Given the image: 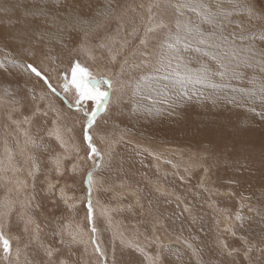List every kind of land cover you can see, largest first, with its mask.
I'll return each instance as SVG.
<instances>
[{
    "label": "rangeland",
    "instance_id": "rangeland-1",
    "mask_svg": "<svg viewBox=\"0 0 264 264\" xmlns=\"http://www.w3.org/2000/svg\"><path fill=\"white\" fill-rule=\"evenodd\" d=\"M252 3L260 10L253 9L256 16L264 17V0ZM120 6L116 3V10ZM152 11L157 20L168 23L165 9ZM148 15L143 10L133 20L117 24L113 19L106 27L98 25L87 36L75 37L71 51L60 59L44 56L38 63L55 92L26 68L32 64L39 69L37 65L0 48V82L5 86L0 91V160L6 169L0 171V230L11 243L9 255L0 250V264H178L173 246L163 237L169 235L162 221L165 213L153 209L149 201L157 197L175 202L181 194L193 208H184L189 226L185 230L190 239L192 232L200 248L198 260L183 249L188 264H264V226L259 225L264 222V119L256 114L261 111L258 100L253 105L256 112L249 111L243 100V92L252 87L251 70L238 80L212 77L225 87L189 85L183 97L161 79L156 87L168 93L172 106L157 104L159 111L150 112L149 102L141 101L144 108H138L139 97L133 91L140 76L150 70L141 60L148 51L155 52L166 31L158 30L147 47L139 48ZM234 19L252 24L255 20L244 15ZM257 22L264 25V19ZM127 60L134 62L116 82ZM75 63L113 81L109 105L90 130L103 156L100 167L93 169L91 223L83 177L92 161L76 156L77 146L79 156L85 155L84 114L75 110L74 91L66 93L62 87ZM205 63L215 68L213 61ZM41 89L50 94L48 98ZM232 99L236 103L229 102ZM89 105L81 107L88 110ZM57 130L65 147L56 138ZM28 138L34 145L25 143ZM133 144L145 145L152 153ZM5 146L13 153L15 171L7 169ZM237 215L243 219L237 220ZM248 228L253 230L251 237ZM246 244L260 246L249 254ZM97 246L102 254L95 251Z\"/></svg>",
    "mask_w": 264,
    "mask_h": 264
},
{
    "label": "snow or ice",
    "instance_id": "snow-or-ice-1",
    "mask_svg": "<svg viewBox=\"0 0 264 264\" xmlns=\"http://www.w3.org/2000/svg\"><path fill=\"white\" fill-rule=\"evenodd\" d=\"M38 2L42 5L45 3L54 4L57 7H39L31 13L39 21L31 32V36L34 37L32 42L35 44H40L52 35L50 29H55L56 34L63 36L65 33L79 31H84L86 34L88 30L96 26L88 22L80 11H77L75 5L78 0H71V2L64 0L63 4H61V0H38ZM225 5L229 7H225ZM65 7H67V11L61 16L60 10ZM154 7L165 10L174 9L175 19L170 23H166L163 19L157 20V14L152 11ZM185 12L192 13L193 16L183 19ZM148 13L149 23L145 27L144 38L140 41L141 45H145L150 35L158 30L166 29V31L163 40L155 46L154 62L142 61L144 68L150 70L140 76L133 91V95L139 97V100L135 101L138 108H144L141 101L149 102L151 108L148 110L150 112L156 109L157 104L166 103L170 107L172 106L168 93L156 87L161 79L168 81L183 97L189 85H205L211 88L225 87L226 85L213 82L212 77H219L221 81L238 80L244 78L245 70H251L248 83L252 87L243 92V100L249 105L248 110L252 112H256L253 105L258 100L261 111L256 114L264 119V25H261L257 30L247 26L243 20L234 19L240 15H246L249 20L264 19V17L256 16L253 9L247 4V0H164L163 4L157 0L154 4L149 5ZM110 14V10L102 13L105 16ZM10 38L15 40L19 37L13 35ZM189 53L197 54L196 61L190 58ZM148 55L151 56L152 53L150 52ZM205 60L213 61L215 68L206 67ZM193 63H198L200 67L193 69L190 67ZM26 68L30 73L40 78L51 91L55 92L49 78L40 69L32 64L26 65ZM63 80V90L66 93L74 91L75 110L84 114L82 132L83 144L86 146L85 155L84 157L79 156V146H77L76 156L85 162L92 161V169H89L83 177V183L87 187V216L91 223L94 214L92 203L93 169L100 167L103 156L95 146L90 130L96 122L97 116L109 105L113 81L104 76L92 75L87 68L82 67L79 63L72 66L71 78L65 76ZM229 102L236 103L235 99ZM82 105H89V109L86 110L81 107ZM25 135L27 136V133ZM55 135L60 141L61 147H65V142L60 137L58 130ZM25 143L34 145L31 138L26 139ZM5 152L8 154L7 169L17 170L13 164L12 151L5 146ZM56 163L59 175L61 174L59 160ZM4 170H6L4 162L0 160V171ZM76 171L77 168L74 165L72 172L76 173ZM52 187L53 185L50 184L49 188ZM236 219L242 220L243 218L237 215ZM92 231L95 232V229L93 228ZM72 238L74 241L76 240L75 235ZM92 243L95 244V240ZM221 244L223 245V241ZM0 250L5 256L11 252V243L2 230H0ZM247 250L251 252L252 248L248 247ZM95 251L101 253L98 246ZM137 251L143 252L139 248ZM261 251L264 252V249ZM51 254V252L48 253L49 256ZM245 255L248 258L247 253ZM17 256H19V250H17Z\"/></svg>",
    "mask_w": 264,
    "mask_h": 264
},
{
    "label": "bare ground",
    "instance_id": "bare-ground-1",
    "mask_svg": "<svg viewBox=\"0 0 264 264\" xmlns=\"http://www.w3.org/2000/svg\"><path fill=\"white\" fill-rule=\"evenodd\" d=\"M249 1L250 0H247V4L250 6V3H251V8L252 9L256 8L257 11L260 13V10L256 7V5L254 3H252V0L250 2ZM69 2H71V0H69ZM155 2H157V0H78L77 4L75 5L77 11H80L82 13L83 17L88 22H90L96 26H94L93 28L88 30L86 34L84 31H79V32L65 33L63 36L56 34L55 29H50L49 31L52 33V35L47 37L40 44H35L32 42L34 40V37L31 36V32L34 30L36 23H38L39 21L35 17H33L31 13L39 7L56 8L57 6L54 4H49V3H45L42 5L38 2V0H0V48L8 50L9 54H12L13 56H19V58H21V59H23V56H24V57H26L25 58L26 61L37 65L40 70H44L43 65H41L38 62L44 56H47V55H49L50 57L57 60V58L60 57L61 54H63V53L68 54V52L71 51L72 43L74 42L75 37L87 36L98 25L100 27H103V26L106 27V26H108L110 21L113 19H116L115 21L117 24L125 18H127L128 20H133L136 17L140 16L143 10H148L149 5L154 4ZM159 2L161 4H163L164 0H159ZM63 3H64V0H61V4H63ZM116 3H119L121 5L118 10H116V7H115ZM225 7H228V5H225ZM161 9H163V8H161ZM106 10H110L111 14L107 15V16L102 15V13H104ZM65 11H67V7L60 10L61 16H63ZM166 11H167V17L165 20L168 23H170L171 21H173L175 19L176 13H175L174 9H167ZM192 16H193L192 13L185 12L183 19H188L189 17H192ZM244 16L246 17V15H244ZM104 20L106 21V23H103ZM143 20L145 21L148 19L145 18ZM257 20L258 19H255L253 24H252V23L246 22L247 20L245 21L243 19V21L245 22V24L247 26L254 27L255 29L258 30L260 28V24L257 22ZM123 30H124V27H123ZM153 34L156 35V33H153ZM153 34H151L150 36H152ZM13 35H15L19 38L13 40L10 38ZM110 39H116V38L111 36ZM149 41L147 40L145 45H141L140 42H139V44L137 43L139 45L138 47L139 48L140 47H144V48L147 47L146 45L149 43ZM124 44H127V41H124ZM140 52H138V53H140ZM150 52L151 51H148L143 56V58H147V59H149L150 62H154L155 52L153 53L154 55L152 54L151 56H149L148 53H150ZM188 55L190 56V58L193 61H196V58L194 57V55H192V54H188ZM143 58L141 61H148V60H143ZM58 59H60V58H58ZM133 60H132V62H130L128 60L125 61V63L122 65V67L118 71L116 79L114 77L113 80L115 79V81L117 82V81H120L122 78H124V73L126 72L127 68L134 62ZM193 64L199 65L198 63H193ZM205 65H206V63H205ZM95 70L97 71V73H99L97 68ZM109 72L112 75H114V72H112V71H109ZM108 78L110 79V77H108ZM0 80H1V78H0ZM3 89H5V86L0 82V91L2 92ZM44 90L45 89H41L42 96L48 98L50 94ZM133 145H135V147L137 146V148L140 149L141 152H143L145 154L146 153H152L150 151V149L145 145H138V144H133ZM174 155H175V153H174ZM174 162H176V161H174ZM138 168L139 169H137V168L136 169L139 170V172H141L143 174L144 173L143 170L140 167H138ZM148 176H149L148 179L150 180L151 175H148ZM146 178H147V176H146ZM157 189H160V188H157ZM181 195H176L175 202H163V201L159 200L157 197L155 199L150 198V201H149L150 206H152L153 209H155V210H161L162 209L163 212L165 213V218L162 221H164L163 223L166 226L167 232L171 236V238H169V235H167V234H164L163 237H167L168 244L173 246L172 247L173 251H175V255L178 256V259H177L178 264H182L183 262H185L187 260V257H189L188 255H186V253L184 252L183 249H188L190 251V253L196 254L195 258L192 260H198L199 259V257H197V253H199V250H200V248H198L199 245L197 243H195L193 240L194 235L192 234V232H191L192 238L190 239L188 237V236H190L189 235V229L185 230L186 227H189V226H187L186 223L184 222V215H185L184 208L190 207L189 209L193 210V208L191 207L192 203L189 204L188 202H185L186 200H184ZM190 202H191V200H190ZM193 206H195V205H193ZM195 209H197V208H195ZM259 225L264 226V222L259 224ZM259 225H258V227H259ZM251 230L252 229H250V228L247 229L248 236H250V237L252 236L250 234L253 231V230L252 231ZM256 230H257V228H256ZM259 230H260V227L258 228L257 231H259ZM186 231H187V233H186ZM246 238L248 239V237H246ZM188 245H191V247H188ZM259 246H260L259 244H255V245L249 244L247 246V249H248V247L252 248V251L249 252V254H251L255 250H258ZM198 256H200V255L198 254ZM218 258L219 257L217 256V259ZM248 258H249V256H248ZM249 259H252V257H250ZM218 260H220V259H218ZM189 263H191V262H189ZM187 264H188V262H187ZM255 264H257V263H255Z\"/></svg>",
    "mask_w": 264,
    "mask_h": 264
}]
</instances>
